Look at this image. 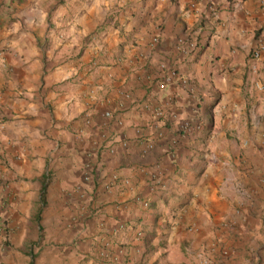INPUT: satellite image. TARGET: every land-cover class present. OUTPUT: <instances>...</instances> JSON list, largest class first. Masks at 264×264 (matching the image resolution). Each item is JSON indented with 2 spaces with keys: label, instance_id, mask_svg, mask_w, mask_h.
Here are the masks:
<instances>
[{
  "label": "crops",
  "instance_id": "1",
  "mask_svg": "<svg viewBox=\"0 0 264 264\" xmlns=\"http://www.w3.org/2000/svg\"><path fill=\"white\" fill-rule=\"evenodd\" d=\"M0 264H264L261 0H0Z\"/></svg>",
  "mask_w": 264,
  "mask_h": 264
},
{
  "label": "built area",
  "instance_id": "2",
  "mask_svg": "<svg viewBox=\"0 0 264 264\" xmlns=\"http://www.w3.org/2000/svg\"><path fill=\"white\" fill-rule=\"evenodd\" d=\"M261 5L262 7L264 8V0H261ZM259 55H258V51H254L253 52V57L257 58ZM175 73L174 72H170V76H174Z\"/></svg>",
  "mask_w": 264,
  "mask_h": 264
}]
</instances>
